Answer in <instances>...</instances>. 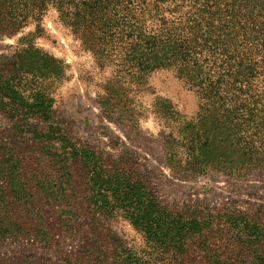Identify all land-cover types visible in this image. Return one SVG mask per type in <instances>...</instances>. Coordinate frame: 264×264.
I'll return each mask as SVG.
<instances>
[{"label": "trees", "instance_id": "16d2710c", "mask_svg": "<svg viewBox=\"0 0 264 264\" xmlns=\"http://www.w3.org/2000/svg\"><path fill=\"white\" fill-rule=\"evenodd\" d=\"M50 10L111 70L106 118L153 113L180 179L264 171V0H0V38L21 35L13 77L0 76V246L33 240L43 252L10 264H264L263 209L168 204L128 145L108 153L64 131L52 85L67 67L35 46ZM160 70L194 93L193 116L162 97L135 109L132 91ZM118 217L138 248L110 227ZM62 233L74 249L60 251Z\"/></svg>", "mask_w": 264, "mask_h": 264}, {"label": "rangeland", "instance_id": "374dc122", "mask_svg": "<svg viewBox=\"0 0 264 264\" xmlns=\"http://www.w3.org/2000/svg\"><path fill=\"white\" fill-rule=\"evenodd\" d=\"M56 18L54 10L48 11L46 30L35 40V46L59 58L67 67L66 76L52 85L57 116L62 120L66 133L108 153L122 150L121 141L128 145L143 179L168 204L207 199L213 207L235 205L241 209L264 210V171H256L243 178L212 172L189 180L180 179L166 161L159 140L161 125L153 113L147 112L146 117L140 116L135 125L125 114L120 117L117 112L114 118H106L99 101L111 70L108 67L100 68L93 53L80 47L79 41ZM20 36L0 38V76L5 79L13 77L15 73L13 56L19 47ZM132 92L136 96L131 98L135 109L139 108L137 105H142V109L150 110L154 98L162 97L169 98L187 116H193L196 112L194 93L172 71H155L145 88ZM7 127L9 122L0 112V129ZM110 227L127 244L137 248L141 244L140 236L123 218L111 221ZM60 239L63 240L62 252L76 246V242L65 238L63 233ZM37 246L33 240L7 241L0 246V261L10 264L21 254L43 253ZM48 255L54 260L60 256L54 253Z\"/></svg>", "mask_w": 264, "mask_h": 264}]
</instances>
